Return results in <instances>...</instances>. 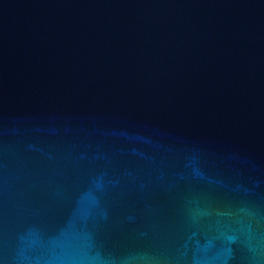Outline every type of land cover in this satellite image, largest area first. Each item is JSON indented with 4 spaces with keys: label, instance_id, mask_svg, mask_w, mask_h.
<instances>
[{
    "label": "water",
    "instance_id": "water-1",
    "mask_svg": "<svg viewBox=\"0 0 264 264\" xmlns=\"http://www.w3.org/2000/svg\"><path fill=\"white\" fill-rule=\"evenodd\" d=\"M0 264H264V0H0Z\"/></svg>",
    "mask_w": 264,
    "mask_h": 264
}]
</instances>
